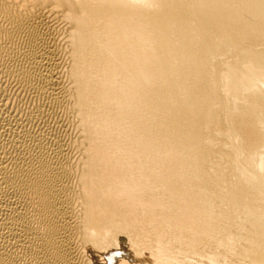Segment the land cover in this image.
Instances as JSON below:
<instances>
[{
    "label": "bare ground",
    "instance_id": "bare-ground-1",
    "mask_svg": "<svg viewBox=\"0 0 264 264\" xmlns=\"http://www.w3.org/2000/svg\"><path fill=\"white\" fill-rule=\"evenodd\" d=\"M0 264H264V0H0Z\"/></svg>",
    "mask_w": 264,
    "mask_h": 264
},
{
    "label": "rangeland",
    "instance_id": "rangeland-1",
    "mask_svg": "<svg viewBox=\"0 0 264 264\" xmlns=\"http://www.w3.org/2000/svg\"><path fill=\"white\" fill-rule=\"evenodd\" d=\"M215 130V129H214Z\"/></svg>",
    "mask_w": 264,
    "mask_h": 264
}]
</instances>
